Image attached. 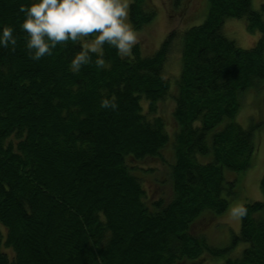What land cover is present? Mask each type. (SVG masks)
Returning a JSON list of instances; mask_svg holds the SVG:
<instances>
[{"label": "trees", "instance_id": "trees-1", "mask_svg": "<svg viewBox=\"0 0 264 264\" xmlns=\"http://www.w3.org/2000/svg\"><path fill=\"white\" fill-rule=\"evenodd\" d=\"M27 3L0 0V25L17 40L0 48V264H264V201L243 205L229 247L208 239L256 154L236 117L242 96L264 86V4L204 0L190 19L185 0H172L187 26L153 55L105 45V67L93 54L72 72L73 42L30 58ZM155 15L149 0H129L137 31ZM228 19L260 39L239 47L224 34ZM104 97L117 107L102 108ZM239 245L240 258L223 259Z\"/></svg>", "mask_w": 264, "mask_h": 264}, {"label": "clouds", "instance_id": "clouds-1", "mask_svg": "<svg viewBox=\"0 0 264 264\" xmlns=\"http://www.w3.org/2000/svg\"><path fill=\"white\" fill-rule=\"evenodd\" d=\"M20 12V27L30 58L39 60L51 55L57 45L73 42L79 51L69 63L72 72L88 64L93 54L97 66L105 67V45L127 57L138 43L137 30L127 19L129 0H28L20 6ZM14 31L11 25H0V48L11 45L15 49ZM101 107L115 109L117 104L104 97ZM245 212L243 205L232 210L234 216H243Z\"/></svg>", "mask_w": 264, "mask_h": 264}, {"label": "rangeland", "instance_id": "rangeland-1", "mask_svg": "<svg viewBox=\"0 0 264 264\" xmlns=\"http://www.w3.org/2000/svg\"><path fill=\"white\" fill-rule=\"evenodd\" d=\"M149 2L156 10L155 18L145 28L137 31V44L140 45L144 56L153 55L171 31L185 28L187 26L185 18L188 16L191 19L195 13H199L204 0H185L187 7L184 14L185 18L182 14L178 16L173 14L172 0H149ZM263 4L264 0H253V10L260 11ZM205 17L204 10L194 25L201 23ZM224 26V34L243 49L252 48L261 37L259 32L254 34L248 32L245 20L228 19ZM179 71V57L177 52H173L167 61L165 76L173 80L176 75H179ZM261 85H264V83ZM241 103L236 123L244 129L253 130L256 154L252 167L240 175V181L235 186L234 194L230 198V207L225 217L221 219L216 228L212 227L208 231L210 243L224 248L230 246L231 237L235 234L238 235L240 231L241 219L240 216L232 214L233 208L238 205L264 201V193L261 189V179L264 175V86L247 92L242 96ZM227 177L228 179L235 178L231 174H228ZM244 247V245H239L226 254L223 259L228 257L240 258ZM222 262L224 261L221 259L214 262L209 259L204 264H221Z\"/></svg>", "mask_w": 264, "mask_h": 264}]
</instances>
